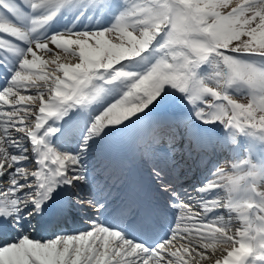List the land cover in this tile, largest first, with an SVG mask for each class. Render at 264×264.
<instances>
[{"label":"snow or ice","instance_id":"snow-or-ice-1","mask_svg":"<svg viewBox=\"0 0 264 264\" xmlns=\"http://www.w3.org/2000/svg\"><path fill=\"white\" fill-rule=\"evenodd\" d=\"M100 3L107 27L50 30ZM217 124L264 139V0H0V264H264V172L176 188L172 151L203 165Z\"/></svg>","mask_w":264,"mask_h":264},{"label":"rangeland","instance_id":"rangeland-1","mask_svg":"<svg viewBox=\"0 0 264 264\" xmlns=\"http://www.w3.org/2000/svg\"><path fill=\"white\" fill-rule=\"evenodd\" d=\"M235 2H237V0H233V3H235ZM115 14H117L115 11L110 12L108 9L104 8L102 3H100V4H96V5L90 6L89 8L85 9L83 12V15H81L79 17V19L75 20V21H74V17L76 15L75 13H73V14L61 13L56 18V20L53 22V25L58 24L59 26L57 28H60V29H63V28L68 27L70 25H73V23H71V22H66V26L62 25L61 19L68 18L69 20L74 21L75 27L77 29L107 27L112 22ZM60 29H57V30H60ZM39 55H41L45 60H48V61L50 59H51V61L55 60L57 57H59V62H62V63H73V62H76V59H77L76 57L70 56V55L64 53L62 50L55 49L54 47L52 48L51 52L39 53ZM130 67H132V66H130ZM207 71H211V69H207L205 67L201 71V75H205L207 73ZM233 99H236L238 103H246L248 100V96L235 94V95H233ZM164 111L172 114L174 117L180 116L181 118L191 120L195 123H199L198 121H195L194 117L191 116V107L183 100L182 96L179 93H174L171 96V104ZM154 114H157L158 117L160 116V112H154L152 115H154ZM213 127H215L217 129V131H219L222 135H224L226 137V139L228 140V143L230 141H234L233 135L230 133L228 135H226L227 130L222 125L217 124V125H213ZM227 133H228V131H227ZM257 143L258 142H254L253 144H251L250 148L256 150V148H258ZM229 147L230 146H227V148H229ZM217 149H218L217 155L213 161L214 164L211 167L212 169L209 170V172H210L209 176L204 178L203 180L215 179V177L211 176L210 174L215 170V168H218L219 165H222V164H220V162L225 164V166L227 165L226 164L227 163V160H226L227 157H225L227 155V153L222 151L223 149L220 145H218ZM228 155H229V152H228ZM206 158H207V156H206ZM219 158H221V159L224 158V159L222 161L221 159L219 160ZM253 166H255V165H253ZM236 167L233 170L227 169V170H231L230 172L234 171L231 175L229 174L230 172H228V171L226 174L227 175L229 174L230 176H232V175L233 176L243 175L244 169L241 167H239V168H236ZM259 167H260V171L264 172V150L262 151L261 163L257 164L256 168L259 169ZM220 194L222 195L221 191H220ZM217 214H223V215H225V217H227V214L224 213V210H218ZM234 223H235V227H237L238 223H236L235 220H234ZM45 236H47V235H45Z\"/></svg>","mask_w":264,"mask_h":264},{"label":"bare ground","instance_id":"bare-ground-1","mask_svg":"<svg viewBox=\"0 0 264 264\" xmlns=\"http://www.w3.org/2000/svg\"><path fill=\"white\" fill-rule=\"evenodd\" d=\"M49 61H51V59L49 60ZM159 118H160V116H159ZM195 123V122H194ZM196 125H199V123H195ZM202 128H204L205 130H206V134L207 135H209V136H213L214 134H215V130H213L212 129V126H201ZM166 149H168V148H166L165 146H161V150H166ZM174 154V153H173ZM177 157H178V155H177ZM193 179H194V177H193ZM181 190V189H180ZM180 195L181 196H183V192L181 191L180 192ZM79 215V214H78ZM160 215H162V213L160 214ZM160 215L158 216V217H160ZM174 215V214H173ZM234 215V214H233ZM164 216V215H163ZM157 217V218H158ZM161 218V217H160ZM227 218V217H226ZM162 220H164V217L163 218H161ZM235 220V219H234ZM236 221V223H238L237 224V227H235V223L233 222V224H232V227H233V230H235L236 228H238V227H240V222L238 221V220H235ZM77 222V221H76ZM71 230H73V229H63V231L64 232H70ZM32 236H34V237H36V238H39V236H40V234H38V232H34V234L32 235ZM209 252H211V249L209 250ZM220 256V250H217V252L216 253H214L213 254V259L211 260V261H208L207 262V264H214V260L216 259V258H218Z\"/></svg>","mask_w":264,"mask_h":264}]
</instances>
